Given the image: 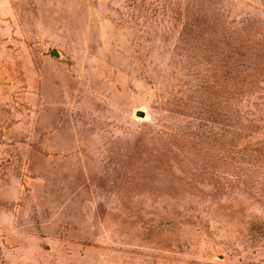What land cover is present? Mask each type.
Wrapping results in <instances>:
<instances>
[{"label": "rangeland", "instance_id": "rangeland-1", "mask_svg": "<svg viewBox=\"0 0 264 264\" xmlns=\"http://www.w3.org/2000/svg\"><path fill=\"white\" fill-rule=\"evenodd\" d=\"M0 264H264V0H0Z\"/></svg>", "mask_w": 264, "mask_h": 264}, {"label": "water", "instance_id": "water-1", "mask_svg": "<svg viewBox=\"0 0 264 264\" xmlns=\"http://www.w3.org/2000/svg\"><path fill=\"white\" fill-rule=\"evenodd\" d=\"M51 55L54 56V57H57V58H62L63 57L62 53L60 52V50L57 47H52L51 48Z\"/></svg>", "mask_w": 264, "mask_h": 264}]
</instances>
